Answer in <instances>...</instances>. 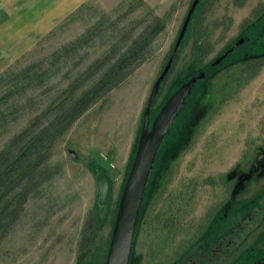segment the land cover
Here are the masks:
<instances>
[{
	"label": "rangeland",
	"instance_id": "rangeland-1",
	"mask_svg": "<svg viewBox=\"0 0 264 264\" xmlns=\"http://www.w3.org/2000/svg\"><path fill=\"white\" fill-rule=\"evenodd\" d=\"M130 1L90 0L35 48L0 72V111L6 113L0 120L1 149L72 78L103 55L117 38L130 32L134 21H149L150 9L167 19L165 30L154 41L151 59L58 139L50 160L57 174L39 194L28 199L23 215L0 247V264H77L87 227L91 236L88 249L94 264L107 257L121 189L136 150L152 86L173 51L194 0H145L146 6L125 16ZM260 4L264 0H215L203 16L196 12L193 27L159 90L153 114L166 100L172 85L185 78L195 48L206 45L204 41L208 43L204 58L195 68L201 69L210 61L212 65L218 53L260 14ZM201 20L202 28L207 27L208 32L197 31L196 24ZM80 36L89 39L75 54L53 65V53ZM36 62L45 68L54 66L56 74L42 85L12 94L14 86L25 80L21 73ZM244 63L228 67L229 62L206 69L209 76L196 86L195 92L201 95V106L206 108L204 119L196 126L192 121L178 119L171 129L177 137L175 131L179 128L195 126L187 139L192 147L179 158L169 185L176 190L183 186L179 182L182 176L196 179L201 205L212 191L207 183L210 176L222 174L238 159L247 158L253 148L264 145V64L249 78ZM202 71L205 70L198 73ZM186 132L188 129L182 130L183 137L188 135ZM175 137L168 141L173 142ZM70 150L78 156L73 157ZM105 172L110 176L111 195L107 205H99L96 178ZM157 244V234L149 235L147 224L140 217L132 264H168L153 251Z\"/></svg>",
	"mask_w": 264,
	"mask_h": 264
},
{
	"label": "flooded vegetation",
	"instance_id": "flooded-vegetation-1",
	"mask_svg": "<svg viewBox=\"0 0 264 264\" xmlns=\"http://www.w3.org/2000/svg\"><path fill=\"white\" fill-rule=\"evenodd\" d=\"M259 11L227 49L233 51L224 60L239 50V60L259 61L255 65L260 68L264 64V4L259 5ZM240 38L244 42L236 46ZM202 72L205 78L197 80L173 124L179 119L196 126L204 119L206 108L201 106V95L195 94L196 86L207 76L206 71ZM173 124L159 149L140 213L149 235L157 234L158 244L153 251L168 264H264V145L253 148L247 158L238 159L222 174L210 176L207 183L212 191L201 205L196 179L182 176L179 182L183 186L176 190L169 185L179 158L192 147L187 139L195 127L177 128L175 137L171 134ZM185 129L188 135L183 137ZM174 137L173 142L168 141ZM138 226L139 221L133 251Z\"/></svg>",
	"mask_w": 264,
	"mask_h": 264
},
{
	"label": "trees",
	"instance_id": "trees-1",
	"mask_svg": "<svg viewBox=\"0 0 264 264\" xmlns=\"http://www.w3.org/2000/svg\"><path fill=\"white\" fill-rule=\"evenodd\" d=\"M214 1L215 0H202L199 3L190 20L182 44L193 27V18L196 12L199 11L200 16H203ZM86 5L87 4L80 7L72 15L77 14ZM144 5L146 6L145 0H131L129 2V8L124 15L126 16ZM149 13L152 14L149 21L146 22V20L144 21L142 19L134 21L130 32L117 38L107 48L103 55L97 58L83 72H80L72 78L65 88H63L39 113L33 116L27 125L19 132L15 133L0 149V247L23 215L28 199L33 195L39 194L43 185L57 174V168L50 164V160L53 156L58 139L68 132L95 104L104 100L112 90L125 83L143 63L153 56L154 41L157 36L165 30L167 19L166 16L155 14L151 9ZM196 25L198 32L204 30V32H208L207 27L202 28L204 27L202 20L197 22ZM87 39H89L87 36H80L64 46L60 51L54 52L52 56L53 65H56L63 57H68L73 53L75 54ZM253 40L254 39H250L249 41ZM234 41L235 40L229 42L225 48L218 53L215 59L230 48L234 44ZM203 43L206 45L202 44L200 47L195 48L196 51L190 60L191 66L188 67V73L185 78L176 81L175 84L172 85L171 91L161 107L180 85L192 76L198 74L199 70L207 71L206 69L214 68L212 65H209L211 61L201 69L195 68L204 58V53L207 49L208 43L206 41ZM238 52L239 50L231 54L219 66L229 62L231 64L246 62L244 63V69L248 73V77L251 78L256 75L260 66H256L255 64L259 61L253 59L245 61L239 60L238 57H236L239 55ZM234 57L236 58L234 59ZM54 68V66L48 68L42 67L38 62L31 64L21 73L26 80H23L24 84L17 85L18 87L14 86L15 89L11 93L13 94L20 90H26L30 86L44 84L56 74L57 69L55 70ZM208 76L209 72L206 78ZM156 114L157 113L153 114L152 112L151 123ZM5 117L6 113L0 111V120H3ZM135 153L136 150L130 161L124 185L129 175ZM124 185L122 186L121 193ZM89 230L90 229L87 227L84 231L77 264L95 263L88 249V239L91 238ZM105 260L100 264H105Z\"/></svg>",
	"mask_w": 264,
	"mask_h": 264
},
{
	"label": "water",
	"instance_id": "water-1",
	"mask_svg": "<svg viewBox=\"0 0 264 264\" xmlns=\"http://www.w3.org/2000/svg\"><path fill=\"white\" fill-rule=\"evenodd\" d=\"M199 1L200 0H194L192 2L182 29L173 47V51L162 72L152 86L143 113L136 153L118 203L105 264H130L145 190L159 149L166 136L169 134L171 125L179 115L181 109L185 106L186 98L190 95L193 86L197 80L205 78V73L201 72L199 75L193 76L184 82L170 95L151 123L152 109L159 89L172 68L175 57L182 45L190 20L192 19ZM243 42L244 39L240 38L237 40L236 46ZM232 51L233 49L227 50L212 62V66L215 67L219 65ZM70 154L73 157L78 156L74 150H70ZM96 181L97 201L101 205H106L108 204L111 195L109 175L107 173H100L98 174Z\"/></svg>",
	"mask_w": 264,
	"mask_h": 264
},
{
	"label": "crops",
	"instance_id": "crops-1",
	"mask_svg": "<svg viewBox=\"0 0 264 264\" xmlns=\"http://www.w3.org/2000/svg\"><path fill=\"white\" fill-rule=\"evenodd\" d=\"M90 0H0V72Z\"/></svg>",
	"mask_w": 264,
	"mask_h": 264
}]
</instances>
